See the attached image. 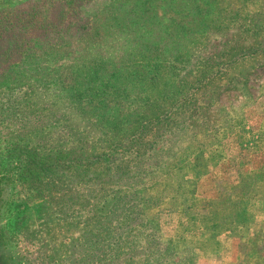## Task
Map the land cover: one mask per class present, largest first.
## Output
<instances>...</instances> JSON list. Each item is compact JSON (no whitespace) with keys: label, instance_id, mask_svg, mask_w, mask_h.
Masks as SVG:
<instances>
[{"label":"rangeland","instance_id":"rangeland-1","mask_svg":"<svg viewBox=\"0 0 264 264\" xmlns=\"http://www.w3.org/2000/svg\"><path fill=\"white\" fill-rule=\"evenodd\" d=\"M63 3L0 0V230L14 264H133L112 253L129 239L118 215L96 213L105 198L94 173L63 163L117 134L96 111L130 117L156 105V147L171 151L156 168L144 154V216L178 251L175 263L148 251L139 262L264 264V0H86L74 20L92 34L31 46L33 14L50 26ZM100 84L116 90L86 94L130 108L76 104L77 90ZM83 141L92 148L81 155ZM32 158L38 172L23 175Z\"/></svg>","mask_w":264,"mask_h":264},{"label":"trees","instance_id":"trees-1","mask_svg":"<svg viewBox=\"0 0 264 264\" xmlns=\"http://www.w3.org/2000/svg\"><path fill=\"white\" fill-rule=\"evenodd\" d=\"M85 1L86 0H64L63 9L56 14H53V24L50 26L43 21L44 19H42V15H40V13H34L29 21V32L32 41L31 46L33 44L35 48L38 44L45 45L46 43H56L59 40L63 41L64 39L72 37L76 34L80 36H84L85 33L92 34V32L95 31V26L89 25L83 18L79 21L74 20L75 15L82 12ZM11 27H13V24H11ZM17 43H19V41H17ZM8 51H10V49H8ZM4 53L6 54L7 50ZM218 72L219 70L216 74H218ZM215 77L216 81H218L217 75ZM198 83L200 84H197L195 90H201V88H203V80H201V78L198 80ZM109 87L110 86L108 85L100 84L98 87H95L96 90H94L93 87H88L84 90H77L75 94L76 100L75 98L74 100L79 106L82 103V98H84V96H90L92 99L89 100V103L94 104V108H96L99 104H103L104 107H107L113 100H116L117 104L121 107L130 108L132 104L131 102L117 99V97L114 99L98 100L95 99L96 93L94 95L86 94L87 92H98V96L101 97L104 96L109 89L116 90V87ZM133 103L135 102L133 101ZM156 106H153L148 113L146 110L144 114L133 115L130 117L126 116V113L128 112L125 111L111 114L110 117L96 111L97 114H95V118L97 119V117L102 116V118H99L101 120L100 122H104L103 120H105L117 134L114 135L112 140L108 139L107 143L104 144L105 146L103 145L99 149L93 147V154L90 155L91 158L88 160L84 161V158L80 157L76 163H74V161L72 164L66 162L63 163L66 167L75 164L78 170H82V168H84L82 171H87V168H89V172L94 173L93 180L95 181V189L96 191L98 190L99 195L105 198V204L99 202V207L96 209V213L106 207L109 218L118 215L120 220L124 221L120 225L121 227L124 226V236L129 239L125 244L127 250L123 252L120 248L123 247L124 243L114 240L115 245H113V247L114 250H117V252L112 253H114V255H123L125 252L130 253L127 260H129V263L133 264H155L153 260H151V262H148L147 260L139 262L141 258L139 259V256L136 255L142 254L143 251H148L150 257H154L157 261H161L165 257L171 258L172 256H175L178 251V248L176 246H172L169 242H159L162 238L160 230L155 227L154 230L150 231V221L144 216V205L146 200L142 195L144 190L143 186L145 185L148 187V181L151 178L150 175L153 174V171L144 170V162L152 160L154 162L150 165L154 168L158 167L159 164L163 167V165H161L162 162H166L165 164H167L168 160L162 161V157L169 155L171 151V148L169 147L167 151L162 153L163 150L156 147V143L160 139L159 137L161 134L156 132L155 124L162 121L161 115L159 116L157 113L158 111L156 110L159 107ZM110 107L113 108L112 105ZM166 116H170V114L166 113ZM129 126L132 128L126 130ZM170 131L171 128L168 133H170ZM122 132H127V135L124 136V133ZM146 132L148 142H146L147 144L144 145V148H142L141 141L144 135H146ZM148 135L151 136L152 140L148 138ZM168 136L177 137V134L170 133ZM168 136L164 138H167ZM90 143H92V141ZM78 147L81 155L85 153V149H88L89 151L92 148V146L86 147L84 145V141ZM146 153H148V160L144 156ZM66 156L67 157L65 158L69 157L68 152H66ZM49 163L51 165H47L46 169L47 171L49 169L51 172L53 171L55 163L52 161ZM28 165L30 166L24 168V171L22 172L23 175L30 169H32V171L29 173H33V171L38 172L36 169L37 162L35 158H32ZM47 176L48 182H46V185L51 186V184L55 181V177L54 175L48 174ZM114 177H116V180ZM96 180H98V182ZM129 189L130 191H128ZM94 198L97 199V194H95ZM241 201L246 204V207L250 203L248 198H241ZM94 205L97 207L98 202H95ZM243 211L244 212H242V214L247 215V208ZM212 219H214L213 216ZM126 223L128 224L127 226H125ZM110 230L115 232L116 227L108 230L111 235ZM125 232H127L126 235ZM215 235L216 234L214 233L213 236ZM115 257L116 256H114V258ZM157 261L156 263H159ZM112 262L113 261H108L107 263L110 264ZM123 262H121V264H123ZM193 262L194 259L192 257H188V264H193ZM172 263H175L173 262V259ZM172 263L170 262V264ZM179 264L184 263L180 261Z\"/></svg>","mask_w":264,"mask_h":264},{"label":"flooded vegetation","instance_id":"flooded-vegetation-1","mask_svg":"<svg viewBox=\"0 0 264 264\" xmlns=\"http://www.w3.org/2000/svg\"><path fill=\"white\" fill-rule=\"evenodd\" d=\"M0 241L3 245V252H4V257H3V263L2 264H14V262L11 260V257L8 255L7 253V242L5 240V238L2 236L1 234V230H0Z\"/></svg>","mask_w":264,"mask_h":264},{"label":"water","instance_id":"water-1","mask_svg":"<svg viewBox=\"0 0 264 264\" xmlns=\"http://www.w3.org/2000/svg\"><path fill=\"white\" fill-rule=\"evenodd\" d=\"M3 257H4V252H3V245L0 241V264L3 263Z\"/></svg>","mask_w":264,"mask_h":264}]
</instances>
